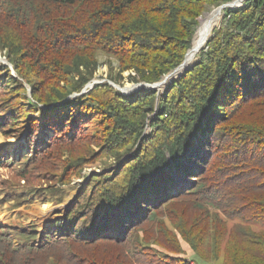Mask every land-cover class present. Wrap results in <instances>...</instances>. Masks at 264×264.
I'll return each mask as SVG.
<instances>
[{
	"label": "trees",
	"instance_id": "trees-1",
	"mask_svg": "<svg viewBox=\"0 0 264 264\" xmlns=\"http://www.w3.org/2000/svg\"><path fill=\"white\" fill-rule=\"evenodd\" d=\"M232 1L0 0V51L32 89L35 81L48 90L41 99L32 95L23 118L2 111L0 129L20 125L42 105V122L27 118L31 157L40 154L39 130L47 143L78 136L75 155L92 138L116 159L128 154L124 166L92 177L78 203L60 212L64 219L41 232L2 228L0 264H189L160 221L164 213L201 261L264 264V0L223 10L219 29L194 66L169 81L156 110V90L124 96L101 83L79 94L100 55L117 62L113 83L122 86L121 74L132 71L130 83L156 84L182 63L197 19ZM8 72L0 66V103L7 91L25 100ZM71 95L78 96L63 102ZM148 120L154 134L132 153ZM99 157H68L60 173L68 180ZM25 189L17 196L10 190L0 207L42 199ZM176 203L183 213L168 209Z\"/></svg>",
	"mask_w": 264,
	"mask_h": 264
},
{
	"label": "rangeland",
	"instance_id": "rangeland-1",
	"mask_svg": "<svg viewBox=\"0 0 264 264\" xmlns=\"http://www.w3.org/2000/svg\"><path fill=\"white\" fill-rule=\"evenodd\" d=\"M214 10L216 9H213L212 7L209 8L207 12H204L203 15L197 19L198 25L195 31L200 28L201 20H203L204 16ZM221 16L223 19L224 17L223 10H221ZM221 22L222 20L220 21L219 26H216L213 29H219ZM213 29L211 30V32L213 31ZM194 35L195 33L193 34V36ZM4 54L5 51H0V66H4L9 70L8 72L9 76L17 81L18 86H21L18 89L20 91L19 94H23L25 100L28 101L19 100L18 97L14 96L15 92L11 93V91H7L8 92L7 99L8 97L10 98L9 100L0 103V115H2L1 114L2 111L8 109L7 111L10 110L9 112L13 114L15 117L20 114L21 118H23L24 115L22 114V109L24 108L25 110H28L30 108L31 106L30 100L34 101L32 95H34V97L37 99H41L48 90L46 89L42 92L41 85H38V82L35 81H32L33 83V89H32L30 85H28L21 77L17 75L16 71L13 69L12 65L8 62ZM195 61H197V57ZM97 68L98 69L94 73V77L92 81L94 80L97 83L99 82L98 84L112 83L119 88H125V87L131 88L132 86L137 85L135 83H130L128 81L129 75L134 76V73L132 71L121 74L122 86H119L118 84L113 83L112 81L109 80V78H113V79L117 78L116 76L118 74L117 62L115 59L111 57L106 58L100 55L98 57ZM5 77H6L5 74H0L1 87H5V85L3 84L5 81ZM168 84L169 82L166 85L159 87V91H158L159 93L157 92L158 94L156 96V101L154 104L155 110L158 108L159 96L164 92V90L166 89L165 87ZM10 89L12 90L13 87L11 86ZM3 99L5 98L1 97L0 101H2ZM40 106L42 105H39V107H37L38 113H30L27 118L28 119L30 117L37 118L39 119L40 122H42L41 119L42 117L40 112L41 110L39 109ZM42 111L44 110L42 109ZM27 118L20 119L21 122L20 125L15 126L14 128L1 124L3 126L2 129H0V202L7 200L6 196L10 190L12 194H15L17 196L19 190L24 187L26 188L24 191H27V187L30 189L37 190L39 196L42 197L41 200L45 202V205L41 206L42 201L33 197L32 199H30L29 203L26 204L20 203L16 211H9V207H10L9 205H12L10 203H5L3 206L0 207V218L2 217L3 219H5L4 221L0 222L1 225L3 224L0 227L6 229L12 226L23 232H28L29 226H32V228L36 227L37 229H41L43 224L42 225L40 224L48 222L53 212H55V210H62L65 211V213L69 211L71 207H73L76 203H78L79 199L81 198V195L84 194V192H86L85 190L88 188L87 186L89 185L93 176L101 175L103 173L106 174V172H108V169L112 167L124 166L128 157V154L125 155L126 153H121L120 157L116 159V157L113 154L106 153V151H104L101 147H99L98 144H96V141H93L94 138L88 140L82 145V147H80L82 153L79 151V153L77 152L75 155V153L73 154L72 150L76 149V146L78 145V141H76L78 136H74V138L70 143L67 142L54 143L53 141L47 143L42 141L45 140V138L43 137V133H41V131L39 130L38 135L33 139H36L38 141V145L40 147L38 148L39 149L38 152H40V154L38 155L37 153H35L34 155L37 154V158L32 159V157L34 156L33 155L31 157L33 150L29 148V146L26 143V137L28 135L27 133L29 131V128L27 126ZM150 119H152V117H150ZM143 130L144 131L142 132L139 139L136 141L135 145L133 146L132 153L135 152L137 148L140 147L142 143L141 141H143V139H147V137H150L154 134V130L151 129L150 120L147 121ZM47 133L49 136L51 137L53 136L52 133L50 132ZM101 153H102V157L96 159L95 163L84 164L82 166L79 175L76 174L69 175L68 180L64 175H61L60 173L62 172L61 164L64 162L66 158L73 157V160H76L79 157H81V155L87 158H91L98 156ZM30 157L31 159L29 163L25 165L26 167L20 165L23 159ZM48 161L51 162L47 163ZM209 162H211L210 154H208L206 157V162H205L206 165ZM6 163H8L9 165ZM177 180H178L177 187H179L183 182L179 179ZM191 181L194 182L195 179H192ZM191 181H189L190 184ZM75 196H76V202L74 201ZM43 206L48 207V210H45V212L47 211L49 212L45 213L47 215L42 217L43 219H39L40 216L36 215V212L40 211L43 208ZM168 209L176 213L177 212L180 214L183 213L180 203H176L175 205L174 204L170 205ZM54 219H64V217H61L60 213H57L53 217V220ZM161 220H163L164 225L166 226L165 227L166 231L170 235L174 236L176 241H180V245L182 249L185 251V254L183 256H179V258H183L187 260L189 264H195V263L209 264L201 261L199 257L193 255L188 245H186L180 239L178 232H176V230L173 228V225L169 223L170 220L167 218V213H164L161 216L160 221ZM32 221H34L35 223ZM173 223L174 225H179V222L175 223L174 221ZM231 225L232 223H230V226ZM1 228L0 230H2ZM260 228L261 227L259 225L252 226V229L255 232L259 231L258 229ZM139 236L140 237L142 236V232H139ZM210 264H219V262L213 261L210 262Z\"/></svg>",
	"mask_w": 264,
	"mask_h": 264
},
{
	"label": "water",
	"instance_id": "water-1",
	"mask_svg": "<svg viewBox=\"0 0 264 264\" xmlns=\"http://www.w3.org/2000/svg\"><path fill=\"white\" fill-rule=\"evenodd\" d=\"M245 1H247V0H234V1L230 2V3H226V4H223V5H220V6H218V8H216V9H217V10H219V9L224 10V9H226V8H228V9L238 8V7L242 6V4H243ZM213 30H214V29H213ZM194 33H195V32H194ZM211 36H212V34L210 35V37H211ZM210 37H209V39H210ZM193 38H194V36H193ZM193 38H192V40H191V45H192ZM209 39L204 43L203 46H202V44L200 45V47H199V49H200L199 53L203 50L204 46L207 44V42L209 41ZM190 47H191V46H190ZM189 51H190V48H189L188 52H189ZM188 52L186 53V55H185V57H184L182 63L180 64V66H178L177 68L173 69V71L169 72L167 75L163 76L159 81H157L156 84H146V83H141V84L134 85V86H132L131 88H128V87H125V88H119V87H117L116 85H114V84H112V83H110V85H111L115 90H117L118 92H120V93H121L122 95H124V96H125V94H128V93H135V92L141 90V88H145V89H151V90L159 91V85H161V80H162L164 77H169V79H171V81H170V83H171L174 79H176V78L180 77L181 75L185 74L186 72H188L189 69H191V68L194 66L193 64H195V63H193L191 66H188L187 63H186V57H187V55H188ZM195 62H196V61H195ZM98 83H99V82H98ZM98 83H97L96 81H94V80L91 81L90 83H88V85H86V86L83 88V90H82L81 93H79V94H84V93L89 92L90 90L93 89V86L96 85V84H98ZM100 83H101V82H100ZM165 88H166V87H165ZM158 93H159V92H158ZM158 93H157V94H158ZM79 94H78V95H79ZM78 95H71V96L67 97L66 99H64L63 102H64L65 100H68V99H70V98L76 97V96H78ZM41 108H42L43 110L46 109L45 107H41ZM74 201H76V196H75V198H74Z\"/></svg>",
	"mask_w": 264,
	"mask_h": 264
},
{
	"label": "bare ground",
	"instance_id": "bare-ground-1",
	"mask_svg": "<svg viewBox=\"0 0 264 264\" xmlns=\"http://www.w3.org/2000/svg\"><path fill=\"white\" fill-rule=\"evenodd\" d=\"M221 10L222 9L219 10L216 9L206 14L203 20H201L200 28L195 31V35L192 41V46L190 48L191 50L188 52V56L186 57V63L188 66H191L195 62L196 57L198 56L200 51L199 47L201 44L203 46L204 43L207 41L208 37L211 34V30L216 26H219L220 21L223 20L221 16ZM169 81H171L169 77L163 78L161 80V85H159V87L166 85ZM45 210H48V207L43 206V208L40 211L36 212V215L40 216L39 219H43L42 217L47 215L45 213L49 212V211L45 212ZM4 220L5 219H3L2 217L0 218V222ZM2 225L0 224V226Z\"/></svg>",
	"mask_w": 264,
	"mask_h": 264
}]
</instances>
